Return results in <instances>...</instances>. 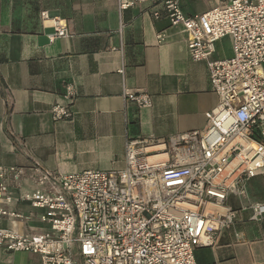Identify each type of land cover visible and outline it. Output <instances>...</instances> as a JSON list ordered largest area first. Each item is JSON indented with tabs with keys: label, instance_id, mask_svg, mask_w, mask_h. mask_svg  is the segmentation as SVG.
I'll use <instances>...</instances> for the list:
<instances>
[{
	"label": "crops",
	"instance_id": "0c3cea01",
	"mask_svg": "<svg viewBox=\"0 0 264 264\" xmlns=\"http://www.w3.org/2000/svg\"><path fill=\"white\" fill-rule=\"evenodd\" d=\"M164 0L122 12L117 0H0V164L24 168L7 179L12 201L0 200L2 226L20 234L55 236L41 220L45 208L22 200L26 193L53 194L33 165L54 174L123 169L129 137L167 139L204 130L206 113L218 103L205 61H194L189 34L153 9ZM185 14L224 5V0H179ZM46 13L47 18L43 17ZM69 35L50 41L54 18ZM215 58L233 55L227 36ZM122 71V72H121ZM67 83L76 96L64 97ZM125 89L147 92L150 107L125 99ZM68 105L71 117L54 120L53 105ZM248 195L230 197L237 220L216 243L195 250L197 264H264V218L252 220L251 204L264 201V175L249 180ZM0 264H41L39 255L0 250Z\"/></svg>",
	"mask_w": 264,
	"mask_h": 264
},
{
	"label": "built area",
	"instance_id": "2783aa9c",
	"mask_svg": "<svg viewBox=\"0 0 264 264\" xmlns=\"http://www.w3.org/2000/svg\"><path fill=\"white\" fill-rule=\"evenodd\" d=\"M117 1L122 12L153 0ZM224 1L187 15L179 0H164L152 12L158 19L164 11L172 25L183 26L192 59L207 63L218 103L206 113V128L167 139L129 137L123 169L54 174L33 165L38 183L57 190L22 200L46 209L41 220L56 235L5 228L2 217L19 213L0 208V250L37 254L41 264H197L196 248L214 245L236 222L229 198L246 197L249 180L264 175V0ZM53 25L50 41L69 35L60 18ZM227 36L233 55L213 57L216 42ZM124 95L138 107L152 105L147 92L125 89ZM75 96L67 83L65 99ZM51 115L59 120L72 112L56 104ZM23 173L21 166L0 164V200L12 201L6 181ZM251 208L252 220L264 218V201Z\"/></svg>",
	"mask_w": 264,
	"mask_h": 264
},
{
	"label": "bare ground",
	"instance_id": "6f19581e",
	"mask_svg": "<svg viewBox=\"0 0 264 264\" xmlns=\"http://www.w3.org/2000/svg\"><path fill=\"white\" fill-rule=\"evenodd\" d=\"M157 147H159V146H156V147H152L151 149H153V148H157ZM163 157H165V156H161V158H163Z\"/></svg>",
	"mask_w": 264,
	"mask_h": 264
}]
</instances>
